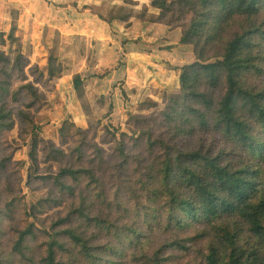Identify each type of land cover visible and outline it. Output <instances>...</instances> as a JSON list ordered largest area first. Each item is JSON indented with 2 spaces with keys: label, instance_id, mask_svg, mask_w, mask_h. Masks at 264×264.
I'll return each instance as SVG.
<instances>
[{
  "label": "trees",
  "instance_id": "trees-1",
  "mask_svg": "<svg viewBox=\"0 0 264 264\" xmlns=\"http://www.w3.org/2000/svg\"><path fill=\"white\" fill-rule=\"evenodd\" d=\"M99 19L178 31L194 62L162 63L177 92L136 103L123 129L66 119L49 139L35 128L41 88L69 72L57 41L43 69L14 20L0 31V264H264V0H151Z\"/></svg>",
  "mask_w": 264,
  "mask_h": 264
},
{
  "label": "crops",
  "instance_id": "crops-1",
  "mask_svg": "<svg viewBox=\"0 0 264 264\" xmlns=\"http://www.w3.org/2000/svg\"><path fill=\"white\" fill-rule=\"evenodd\" d=\"M110 1L113 0H0V29L7 28L13 21V18L8 15V13L17 11L12 9L13 7L18 9L19 28L23 25L28 30L44 29L48 31V34H52L50 32L54 31L60 45L63 46L65 41L68 42V49H65L64 52H62L63 47L58 50L59 59L61 61L63 59L69 61L70 59L68 64L64 62L69 68L68 74L56 81L55 87L74 88L69 82L72 81L74 75H79L84 81V88H106L105 95L111 92L108 96H104V102L108 107L109 105L112 106V116L117 117L124 113L123 118H125L127 113H134L133 103L135 100L140 101V95L160 102L159 99L164 92L167 94L177 92V74L168 71L162 63H168L172 67H181L185 64H174L178 62L174 46L170 52L160 51L153 46L141 47L145 50L139 48L136 49L137 52H134V48L129 47V45L134 46L137 43H132L135 42L134 39L129 35L124 36L126 34H123L125 38L122 40L123 43L121 44L120 41V44L115 47L116 40H113L115 37H112L110 29L113 23L110 27L91 11L101 8L98 9V12H101L102 9L107 8ZM120 1L125 0H116V2ZM131 1L139 8L149 2L148 0ZM85 5L89 8L83 7L88 9L84 11L82 8L84 13H80L81 6ZM130 22L133 25L132 20ZM115 25L119 24L115 23ZM80 32L84 34L82 35ZM88 37L90 43L93 42L94 45L90 50L103 47L106 49L105 52L89 55L79 54L80 48L78 49L77 46H84L85 43H89L86 40ZM121 50L122 52L126 51V55H122ZM115 56H121V58ZM83 63L84 67L81 70ZM143 68L146 69L145 73L142 71ZM171 76L177 81V90L171 92L168 90V92L165 89L167 88L166 81ZM121 90H123L124 98ZM154 91L158 93L155 95ZM125 98L130 99L129 104H125Z\"/></svg>",
  "mask_w": 264,
  "mask_h": 264
},
{
  "label": "rangeland",
  "instance_id": "rangeland-1",
  "mask_svg": "<svg viewBox=\"0 0 264 264\" xmlns=\"http://www.w3.org/2000/svg\"><path fill=\"white\" fill-rule=\"evenodd\" d=\"M148 1H151V0H148ZM83 7H88V6L87 5L81 6L80 13H84L82 12ZM88 8H83V10L86 11ZM12 9L17 10V11L12 12L11 14L8 13V15L11 18H13L14 20L13 23L17 27L15 36L18 38L17 40L19 42L20 48L26 55L30 57V60L32 61V63L39 65L40 68H43V69L46 67L47 58L51 52L53 41L55 42L57 41L58 50L62 47H63L62 52H64L65 49H68L67 48L68 42L65 41L63 46L60 45L58 42L57 35L56 34L54 35V31L50 32L52 34H48V31L44 29L28 30V28H24L23 25L19 28L18 9L13 8V7ZM98 9H101V8H98ZM98 9H96V11H93V10L91 11L93 14H97L98 16H101L103 14L102 17L106 20H110L111 23L115 21L114 19L117 16L124 14V12L127 10L129 11L132 10L134 12L140 11V8L136 7V4L127 3L126 1L116 2V0L110 1L109 4H107V8L102 9L101 12H98ZM153 13H155V11H153ZM132 22H133V27L130 30H127L126 24H122V23L120 24L119 22H118L119 25H115V23L117 22H114L112 24V28L110 29H111L112 37H115L113 38V40H116L114 43L115 47L120 44V41H121V44L123 43L122 40L125 39L124 36L129 35L135 41L132 43H137V44H134V46L129 45V47L134 48L133 49L134 52H137L136 49H139V48L142 50H145L144 48H141V47L148 48V47L153 46V47L159 48L161 46L171 45V47L174 46L175 47L174 49H176L175 54L179 62V63L177 62L174 64L188 65L194 62L192 48L179 45V32L178 31L170 33L166 30V28H164L161 25L144 24L141 22H140L141 24H139L138 23L139 21L134 20V19H132ZM10 24L9 26H7V28H1L0 31L7 32L8 29L10 28ZM150 27H153V29H150ZM80 34L83 35L84 33L80 32ZM123 34H126V35L123 36ZM120 35H121V38H120ZM34 36H37V37L31 38ZM86 40L89 41V43H85L84 46L82 45L77 46L78 49L80 48V51H78L79 54L89 55L91 53H104L105 52L106 49L103 47L99 49L97 48L94 50H90V48L94 46L92 44L93 42L90 43L89 37ZM132 48L130 49L132 50ZM120 52H122V50ZM122 55H126V51H123ZM115 57H118V56H115ZM118 58H121V56H119ZM62 61L68 64L70 59L69 61L63 59ZM83 67H84V63L82 64L80 69L82 70ZM142 71L143 73H145L146 69L143 68ZM166 82H167L166 83L167 88L165 89H167V91L169 90L171 92V91L178 89L177 81L175 78H173V76H171ZM55 84H56V81L51 84L50 86L51 88H41L47 94L48 101L50 103V108L47 111H44L42 113V116H44L45 120H42L41 123L37 124L38 126L35 128L36 133H40V135L43 136L44 138L51 139L54 136V132L56 128H58L60 124L66 119H71L77 126L82 127V128L87 127L89 120L97 119V120H100L103 124L114 127L115 129H123V122L126 116L125 118H123L124 113H122L121 115L117 117L112 116L113 110L112 109L110 110V105L108 107V105H106V103L104 102V99H105L104 96H108L109 94H111V92H109L108 95H105L106 88H84V85H83L82 92L84 96V100H83L84 106L85 108L86 106L91 108L90 109L91 111L89 110L91 113V116H87L86 114L88 113V111H84L87 109H83L81 107L82 104L80 103L78 96L75 93L74 88H56ZM69 84H71L72 87H74L72 81H70ZM154 92H157V91H154ZM146 98L144 95H140V101L135 100V103H133V107L135 106L137 102L144 101ZM161 100L162 98L159 99L160 102ZM129 102H130V99L125 98V103L129 104ZM46 121H48L47 124H45ZM12 136L13 138H16V131L12 133ZM16 159L22 160L26 164L24 171H23L25 173L27 164L29 162L28 148L22 147L21 151H19L16 154ZM38 197H39L38 195H32L28 193L27 199L30 203H32L36 201Z\"/></svg>",
  "mask_w": 264,
  "mask_h": 264
}]
</instances>
